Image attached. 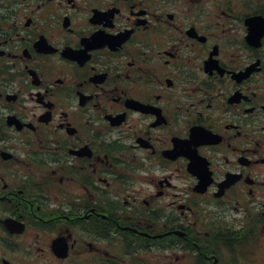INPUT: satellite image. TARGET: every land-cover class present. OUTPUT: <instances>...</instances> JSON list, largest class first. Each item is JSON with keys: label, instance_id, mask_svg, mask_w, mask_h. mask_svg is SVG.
Segmentation results:
<instances>
[{"label": "flooded vegetation", "instance_id": "flooded-vegetation-1", "mask_svg": "<svg viewBox=\"0 0 264 264\" xmlns=\"http://www.w3.org/2000/svg\"><path fill=\"white\" fill-rule=\"evenodd\" d=\"M0 264H264V0H0Z\"/></svg>", "mask_w": 264, "mask_h": 264}]
</instances>
